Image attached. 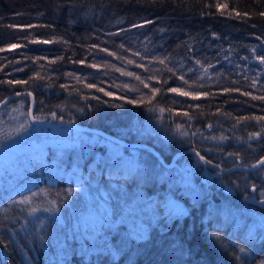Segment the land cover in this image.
<instances>
[{
  "label": "trees",
  "instance_id": "obj_1",
  "mask_svg": "<svg viewBox=\"0 0 264 264\" xmlns=\"http://www.w3.org/2000/svg\"><path fill=\"white\" fill-rule=\"evenodd\" d=\"M216 3L227 7L217 9ZM261 12L264 0H0V48L7 49L0 51V102L28 91L36 99L34 114L42 120L81 123L152 145L168 164L177 152L195 148L221 168L249 167L264 157V121L237 120L264 116V100L252 99L264 96V64L258 59L264 56ZM32 39L49 42L29 43ZM10 44L21 47L8 49ZM37 73L42 79L35 78ZM9 80L28 83L9 85ZM153 88L160 91L153 94ZM171 88L202 95L192 100ZM29 109V97L13 101L0 111V130L11 123L2 117L7 111L25 115ZM177 125L188 135L181 136ZM39 128L80 134L85 137L78 141L80 156H89L76 159L75 148L68 152L46 145L0 165V264L264 262V237L246 240L220 215L228 199L225 185L235 183L248 196L258 185L256 172L210 179L195 156L178 158L174 166L194 172L205 195L194 204L176 190L187 208L176 213L166 204L165 180L170 177L160 178L161 170L170 171L151 151L121 148L137 152L145 168L142 177H125L101 165L106 146L99 141L107 139L67 128ZM250 133L259 137L250 139ZM1 136L7 147L18 141L15 134ZM263 183L264 178L259 185ZM83 187L90 196L80 191ZM138 192L159 216L141 241L118 227L124 207ZM25 197L31 203H19ZM53 204L57 211H45ZM32 208L37 211L29 215ZM241 246L246 254L239 252Z\"/></svg>",
  "mask_w": 264,
  "mask_h": 264
},
{
  "label": "rangeland",
  "instance_id": "obj_2",
  "mask_svg": "<svg viewBox=\"0 0 264 264\" xmlns=\"http://www.w3.org/2000/svg\"><path fill=\"white\" fill-rule=\"evenodd\" d=\"M9 113H11V115H9ZM2 117L9 119L11 123L0 130V140L2 138V134H7L8 136L15 134L17 135L18 141L14 143V146H5L3 149H0V165L6 163L13 155L22 151L36 147H44L46 145L64 149L68 152L70 149L74 150L75 148L76 159L82 158V160H84L89 156L88 154L80 156V145L78 141L85 138L80 134H71L67 131L55 130L47 132L32 124H29L30 126L26 131H21L19 127L20 124L22 122H27L24 114L16 115L13 111H7ZM99 142L105 144L106 146V155L100 160L102 166L106 165V170L111 168V162L113 159L134 160L138 162L139 158L136 159L135 157V155L138 154L137 152H133L135 154H132V151L122 150V147L119 148V146L110 142ZM89 150H91V147L87 148V151ZM117 155H119V157H117ZM96 162L98 161L95 158L94 163ZM167 170L170 172L165 173L162 170L160 171V178L170 177L169 181L165 180L169 191L166 195V204L176 213L187 212V208L184 203L176 197V190H181L184 195L188 196L189 201L192 203H199L205 195V192L199 186L202 180L197 181L196 174L187 170L182 165L173 166L170 169L167 168ZM258 174L261 182L264 178V168H262ZM185 178L187 183L184 182ZM95 183L96 182H93V186L96 185ZM87 189L88 187H83L80 188V191L82 192L83 190L87 196H90L88 193L89 189ZM261 191H264V183L261 184L259 194ZM173 204L178 206H171ZM124 209L125 212L123 218L119 221L121 224L118 227L121 228L122 231L126 232V234L128 233L130 238H134L138 241L146 239L148 236L149 226L159 221L155 205L148 202L147 199L138 192L137 195L131 199L128 205L124 207ZM100 210L103 211L104 207H100ZM220 215L223 216L224 219H228V222L231 223V227L234 230L239 229L242 232V237L248 240V228L251 227L253 221L258 222L260 218L264 217V210L257 211L250 205L246 204V202L242 203L227 199V201L221 204ZM246 225L248 227H245ZM250 241L253 242L254 240Z\"/></svg>",
  "mask_w": 264,
  "mask_h": 264
},
{
  "label": "snow or ice",
  "instance_id": "obj_3",
  "mask_svg": "<svg viewBox=\"0 0 264 264\" xmlns=\"http://www.w3.org/2000/svg\"><path fill=\"white\" fill-rule=\"evenodd\" d=\"M208 7H211L213 5H206ZM214 7H216L217 9L221 8V7H227V4L225 5H221L220 3H216L214 5ZM233 11H235V9H233ZM241 15V13L239 12H236V16L239 17ZM260 16H264V12H261L259 13ZM150 22V21H149ZM137 26H140V25H137ZM8 27H14L13 25H9ZM29 27H34L32 25H30ZM257 39H261L260 37H257ZM49 41L47 40H35V39H32V40H29V43H48ZM261 43L264 44V40H261ZM17 47H21V45H18V44H10L8 45V49H15ZM121 47H123V45H121ZM7 49H3V48H0V51H5ZM253 52H255V49L253 48L252 49ZM109 55H113V53L109 52L108 53ZM133 55H137V53H133ZM37 59H40V58H37ZM259 59V62L261 64H264V56L262 57H258ZM160 63H164V60L161 59L159 61ZM129 63H132V61H129ZM199 63V62H197ZM139 66V65H137ZM117 71H119V69H116ZM169 72H173V69L171 68H168L167 69ZM207 71V69L205 68V72ZM126 75H133L132 73H124ZM175 74V73H173ZM35 78H38V79H42V77L39 76V73H37V76ZM136 79H140V77H135ZM179 79L183 80L184 84H188V81L187 80H184L183 76H180L178 77ZM6 83H8L9 85H13V84H27L28 82L27 81H20V80H17V81H12V80H9V81H6ZM141 83H144V81H141ZM145 87H148L147 84L144 85ZM189 88H191V85L188 84ZM88 87H91V85H88ZM97 91H102V89H97ZM150 91L155 94V93H158L160 91V89H150ZM170 91L172 93H175L177 95H180V96H186V97H189L190 99L192 100H197L201 97V93L199 92H193V91H185L183 88H171ZM225 91H229L228 89H225ZM238 91V89L236 90ZM21 93H17V95H20ZM27 95L31 96V92H28ZM104 95H111L110 93L108 92H105ZM241 95H250L249 93H241ZM252 99H261V100H264V96L262 97H252ZM151 102V101H149ZM5 103H7L5 101ZM127 103L129 104H132L133 101L132 100H128ZM113 107H120L121 105H112ZM189 107H193L192 105H189ZM198 107V106H197ZM160 113H164L165 112V108L161 107L158 109ZM13 111H16V109H13ZM150 111H156L155 108H151ZM168 112H171L172 109L171 108H168L167 109ZM9 115H11V113H9ZM183 115H188L187 113H184ZM26 118L28 116H31L32 117V121L33 122H36V123H43L44 121L38 117V116H34L32 115L31 112H28L25 114ZM53 119H56L55 117V114H53ZM189 119H191V117L189 116ZM249 119H255L257 121H264V116L262 117H242V118H238L237 122H241L242 120H249ZM30 125L27 123V122H22L20 124V130L21 131H26L27 128L29 127ZM209 127H211V125H209ZM177 131L180 132V135L181 136H187L188 133L187 131H184L182 130L181 126L180 125H177ZM261 131H264V127H262ZM253 137H259V133H250L249 134V138H253ZM212 139H215V137H212ZM221 140L224 139V137H220ZM5 147V145L3 143H0V149H3ZM193 151L195 152V155L199 158V160L201 162H203L205 165H212V161L209 160V159H206L204 156H202L200 154L199 151H196L195 148H193ZM229 155H237L235 153H230ZM117 157H119V155H117ZM261 165H264V157H262L257 163L255 164H252L251 167L253 168H256V167H259ZM213 167H219V165H212ZM111 168L112 170H114L117 174H120L122 173L125 177L127 176H136V177H142L144 174H145V168L138 162L134 161V160H123V159H119V160H116V159H113L112 162H111ZM110 174H111V171H110ZM185 183H187V180L185 178ZM252 191L255 192L256 191V188L255 186L252 187ZM69 195H71V192H69ZM260 199H259V204L264 207V191H261L260 192ZM245 199H248V197H245ZM19 203L21 204H29L31 203V198L30 197H25L23 200L19 201ZM171 206H178V205H171ZM99 209H100V205H99ZM98 209V212L100 213ZM58 208L56 207L55 204H53V207L51 208H48V209H45V211H50V212H54V211H57ZM37 210L35 208H32V210L29 212V215H33ZM101 215V213H100ZM103 215L105 216V218H107V213H103ZM245 227H248L247 225ZM264 237V217L260 218V220L257 222V221H253L252 225L250 228H248V236H247V239L248 240H255L257 237ZM0 243H3V240H0ZM239 252L242 253V254H246V247H239ZM236 259H240L239 256L236 257ZM262 264H264V262H262Z\"/></svg>",
  "mask_w": 264,
  "mask_h": 264
},
{
  "label": "water",
  "instance_id": "obj_4",
  "mask_svg": "<svg viewBox=\"0 0 264 264\" xmlns=\"http://www.w3.org/2000/svg\"><path fill=\"white\" fill-rule=\"evenodd\" d=\"M17 93H21V94L17 95ZM17 93L9 95L3 101L0 102V111H2L7 106L11 105L12 102L17 100V99H20V98H23V97H29L30 98V109H29V112H31L32 115L35 116V114H34L35 103H36L35 96L32 93H31L32 94L31 96L27 95L28 91L17 92ZM5 101L7 103H5ZM28 118H29L30 123L32 125H34V126L47 127V128H67L69 130L97 134V135L107 139L108 141L113 142V143L121 146L122 148H127V149H146V150H149L155 155L156 158L159 159L161 164L163 166H165L166 168H168V169H170V168H172L174 166V164H175V162H176V160L178 158L183 157V156L188 155V154L195 156L199 160V158L195 155V152L193 151V148H187V149H184L182 151L177 152L172 157L171 162L168 164L165 161L164 157L152 145H149V144H146V143L129 142V141L125 140V139H122V138H120V137H118V136H116V135H114L112 133L106 132V131H104L102 129L93 128V127H90L88 125H84V124H81V123L66 122V121L52 122V121H45V120H43L44 121L43 123H36V122L32 121V117L31 116H28ZM196 151H198V150H196ZM201 164L203 166L204 176L205 177H210V178L218 177V176H221V175L231 174V173L236 172V171L253 172L257 168V167L253 168L251 166L250 167H245V166H239V165L231 167V168H228V169H224V168L219 167L218 168L219 169L218 173H216L214 175H209L208 174V170H207V165H205L203 162H201ZM226 190H227V192L232 193V190H231L230 187H227ZM246 201L248 203H254V202L257 201V199L254 196H250L248 199H246ZM258 205H259V207L263 208L259 204V202H258Z\"/></svg>",
  "mask_w": 264,
  "mask_h": 264
},
{
  "label": "flooded vegetation",
  "instance_id": "obj_5",
  "mask_svg": "<svg viewBox=\"0 0 264 264\" xmlns=\"http://www.w3.org/2000/svg\"><path fill=\"white\" fill-rule=\"evenodd\" d=\"M213 163V162H212ZM212 165H215L214 163L212 164ZM212 165H207V170H208V174L209 175H214V174H216V173H218L219 172V169L217 170V172H214V171H211V170H209V167L211 166V167H213ZM237 166V165H236ZM239 166H241V165H239ZM203 167V166H202ZM234 167V166H233ZM245 167H247V166H245ZM250 167V166H249ZM260 167V166H259ZM259 167H257L253 172H244V173H254V172H256L255 173V176H254V179H255V181L257 182V184L258 185H254L255 186V188H256V192H254L253 193V191H252V188H251V193H250V195H244L246 192H240L239 191V189L235 186V183L234 184H231V186H229V185H225V188H224V191H225V194H226V196L228 197V199H231V200H234V201H236V202H242V203H245L246 202V204H248V205H250L251 207H253L254 209H256L257 211H263L264 210V207L263 208H261V207H259V205H258V201H259V199L261 198L259 195V191H260V188H261V186L259 185V182H260V180H259V172H258V168ZM203 169V168H202ZM224 169H228V168H224ZM203 172H204V170H203ZM237 172H242V171H236V172H233V173H237ZM233 173H231V174H227V175H221V176H218V177H214V178H210V177H208V178H210V179H216V178H219V177H226V178H228V179H230L231 177V175L233 174ZM256 174H257V176H256ZM262 175V174H261ZM231 179H234V178H231ZM227 187H230L231 188V190H232V193H230V192H227V190H226V188ZM247 194H249V193H247ZM250 196H254V197H256V199H257V201L256 202H254V203H248L247 201H246V199H245V197H250Z\"/></svg>",
  "mask_w": 264,
  "mask_h": 264
}]
</instances>
